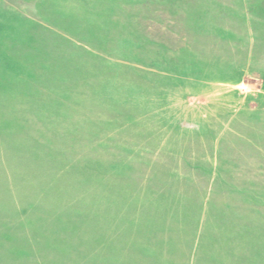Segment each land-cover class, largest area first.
<instances>
[{"label": "rangeland", "instance_id": "rangeland-1", "mask_svg": "<svg viewBox=\"0 0 264 264\" xmlns=\"http://www.w3.org/2000/svg\"><path fill=\"white\" fill-rule=\"evenodd\" d=\"M0 264H264V0H0Z\"/></svg>", "mask_w": 264, "mask_h": 264}]
</instances>
